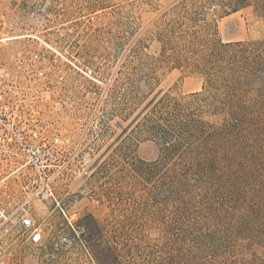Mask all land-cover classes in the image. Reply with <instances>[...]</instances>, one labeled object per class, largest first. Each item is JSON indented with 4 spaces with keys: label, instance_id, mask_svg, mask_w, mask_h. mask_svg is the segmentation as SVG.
<instances>
[{
    "label": "rangeland",
    "instance_id": "rangeland-1",
    "mask_svg": "<svg viewBox=\"0 0 264 264\" xmlns=\"http://www.w3.org/2000/svg\"><path fill=\"white\" fill-rule=\"evenodd\" d=\"M180 1L0 0L4 54L37 50L41 39L96 75L95 81L81 77L48 88V110L79 140L77 158L87 162L78 167L91 172L58 186L64 213L50 202L46 208L35 203L38 241L0 232V264L264 259V166L237 176H172L156 110L143 111L155 96L201 90L200 75L170 68L172 26L177 20L178 33L194 28ZM195 10L203 12L195 17L212 21L211 31L223 42L264 37V15L253 5L224 15L209 5Z\"/></svg>",
    "mask_w": 264,
    "mask_h": 264
},
{
    "label": "trees",
    "instance_id": "trees-1",
    "mask_svg": "<svg viewBox=\"0 0 264 264\" xmlns=\"http://www.w3.org/2000/svg\"><path fill=\"white\" fill-rule=\"evenodd\" d=\"M179 4L194 28L178 33L181 23L175 21L170 68L200 75L201 90L181 97L155 96L143 110L151 105L156 110V130L162 152L172 156V176H237L250 167H263L264 37L223 42L216 29L211 31L212 21L194 15L203 13L195 10L198 4L223 15L253 5L264 15V0H181ZM198 20L203 23L198 25ZM164 50L162 46V55ZM203 116L219 120L209 122ZM243 264H264V259L254 256Z\"/></svg>",
    "mask_w": 264,
    "mask_h": 264
},
{
    "label": "built area",
    "instance_id": "built-area-1",
    "mask_svg": "<svg viewBox=\"0 0 264 264\" xmlns=\"http://www.w3.org/2000/svg\"><path fill=\"white\" fill-rule=\"evenodd\" d=\"M0 36V232L40 238L36 202L60 207L57 188L87 160L77 158L79 140L49 111L50 85L95 81L92 67L58 46L38 39L40 48L4 54ZM61 106V102H57Z\"/></svg>",
    "mask_w": 264,
    "mask_h": 264
}]
</instances>
